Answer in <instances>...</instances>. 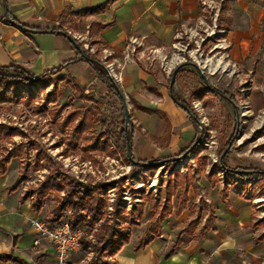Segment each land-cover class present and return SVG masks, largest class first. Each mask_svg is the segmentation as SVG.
Returning <instances> with one entry per match:
<instances>
[{
    "label": "rangeland",
    "instance_id": "obj_1",
    "mask_svg": "<svg viewBox=\"0 0 264 264\" xmlns=\"http://www.w3.org/2000/svg\"><path fill=\"white\" fill-rule=\"evenodd\" d=\"M213 11H201L200 21L177 29L164 61L155 59L147 68L155 77L152 92L140 87L137 97L122 93L121 105L92 82L86 66L45 76L50 84L43 90L11 88L17 101L0 104V126L7 130L0 129V159L11 156L0 186L21 176L16 194L39 207L32 217L41 221L50 220L76 185L96 188L100 213L84 229L91 245L103 238L104 226L128 233L134 244L150 225L156 237L172 244L189 242L212 228L215 206L230 197L253 210L251 228L264 244V20L250 25L248 34L231 35L217 29L222 25ZM244 23L237 21L238 30ZM92 40L85 35L79 42L103 66L105 54ZM82 112L90 126L72 140ZM59 217L72 220L68 210ZM74 217L88 222L83 212ZM93 256L91 249L79 251L69 264H85ZM236 257V264H264V253L256 263L246 253Z\"/></svg>",
    "mask_w": 264,
    "mask_h": 264
},
{
    "label": "crops",
    "instance_id": "obj_2",
    "mask_svg": "<svg viewBox=\"0 0 264 264\" xmlns=\"http://www.w3.org/2000/svg\"><path fill=\"white\" fill-rule=\"evenodd\" d=\"M216 1L0 0V66L18 65L33 76L65 63L61 71L86 66L92 82H98L90 66L77 56L75 44L90 51L79 42L88 35L105 54L106 63L101 66L121 96L137 97L138 91H144L140 87L149 92L154 88V73L147 68L154 67L155 59L164 61V52L177 29L200 21L201 11L214 10L215 21L222 25L217 29L231 35L248 34L250 25L264 20V0H219V7L214 5ZM102 5L100 12L77 15ZM9 20L22 29L9 24ZM238 20L245 22L244 29L238 30ZM261 34L263 39L264 26ZM131 40L136 43L130 44ZM164 67L170 69L168 63ZM156 94L162 92L157 90ZM12 184L0 186V256H5L0 264H53V249L48 242L41 240L33 247L28 219L38 213L27 199L16 194L17 189L9 191ZM227 201L215 206L212 228L189 242L176 245L158 236L143 248L134 249L129 239L112 259L115 264H236V254L246 253L251 263L258 262L264 244L255 235L256 227L251 228L253 210L239 200L229 197ZM255 241L260 243L254 246Z\"/></svg>",
    "mask_w": 264,
    "mask_h": 264
},
{
    "label": "trees",
    "instance_id": "obj_3",
    "mask_svg": "<svg viewBox=\"0 0 264 264\" xmlns=\"http://www.w3.org/2000/svg\"><path fill=\"white\" fill-rule=\"evenodd\" d=\"M104 8V5L96 7L94 9H87L83 10L77 13V15H87V14H94L97 12L102 11ZM11 25L16 26L19 29H22L20 26H17L12 20H9L8 22ZM76 48L78 50L77 56L78 59L84 60L91 68L93 72L94 78L98 80V82L105 86L106 90L110 92L116 99V101L121 105L122 103V96L119 93L116 85L114 82L106 75L103 67L98 62L97 58L94 55L88 54L85 50H83L79 45H76ZM66 64V63H65ZM65 64H62L61 66H58L52 70H49L39 76H33L32 74L28 73L25 69L18 65H10L7 67H1L0 66V104L5 103H15L17 101V96L11 91V88L14 86H34L36 85L39 90L45 89L50 83L47 80H44L45 76L49 74H56L59 72ZM9 69H15L14 73L9 74L7 72ZM178 70L174 69L172 71V74L177 73ZM33 93L32 95H34ZM30 95H27V97H24V103H26L30 97ZM169 96L173 103L179 107L180 109H183V107L179 104L177 99L174 97V95L169 92ZM80 98V97H79ZM84 100H87L83 96L81 97ZM185 112V111H184ZM78 113L74 112L73 115ZM72 117V116H69ZM69 119V118H68ZM99 124H103L102 118H98ZM77 126L76 130L74 131V135L72 140H75L78 137L79 133H82L85 126H90V121L87 118V113L82 112L78 117V122L75 125ZM4 129L6 133L7 130L0 126V129ZM122 140L125 143V146L130 147V137L129 135L125 134L122 136ZM70 145L74 147L76 145L75 141H71ZM126 157V156H125ZM11 156L4 157L0 159V176L4 175L6 172V166L8 165L10 161ZM133 163V162H132ZM144 165V166H143ZM138 166L146 167L145 164L138 163ZM22 183L21 176L14 181V183L11 185L9 191H15L19 185ZM76 185L74 189L70 191V193L60 201L58 204V207L52 212V216L50 220L44 221V223L47 226H52L54 224H59V214L62 213L64 210H68L72 215V220L69 221V225L71 229H88L91 227L92 223L96 220L100 213V203L96 198V188H85L82 186ZM106 187V186H103ZM46 187L42 188V191H45ZM43 192H41L42 194ZM22 200H26V197H22ZM168 201V200H167ZM32 209L35 213H38L39 207L33 206ZM78 212H83L88 217V222L86 224L83 223L81 220H76L74 215H76ZM137 218H141L142 212L141 209L135 210ZM163 216V214H162ZM165 218V216H164ZM164 218L159 219V224L163 221ZM154 225H150V227L145 231L143 236L137 240V242L134 244V249H140L146 246L149 242L152 241L154 237H156V234L154 233ZM158 225L156 226L157 229ZM159 228V227H158ZM129 240V234L123 233L119 231H115V228L112 226H104V232H103V238L99 240L96 244H90L88 236H84L80 239V249L79 251L85 252L87 249H91L92 254L94 255L90 260L85 264H115L114 260L112 259L114 255L119 251V249L128 242ZM5 259V256H0V260Z\"/></svg>",
    "mask_w": 264,
    "mask_h": 264
},
{
    "label": "built area",
    "instance_id": "obj_4",
    "mask_svg": "<svg viewBox=\"0 0 264 264\" xmlns=\"http://www.w3.org/2000/svg\"><path fill=\"white\" fill-rule=\"evenodd\" d=\"M131 40L130 44H135ZM28 224L33 232V247L37 246L41 240L48 242L53 249V264H69L70 256L80 249V239L87 236L83 229H71L66 221H60L59 224L47 226L44 221L30 217Z\"/></svg>",
    "mask_w": 264,
    "mask_h": 264
},
{
    "label": "water",
    "instance_id": "obj_5",
    "mask_svg": "<svg viewBox=\"0 0 264 264\" xmlns=\"http://www.w3.org/2000/svg\"><path fill=\"white\" fill-rule=\"evenodd\" d=\"M202 79H203V77H202ZM170 84H172V79L170 80ZM122 109H123V111H125V108H124V105L123 104H122ZM124 116H125V119H126L125 113H124ZM126 150H127V146H126ZM126 154L128 156V152L127 151H126Z\"/></svg>",
    "mask_w": 264,
    "mask_h": 264
}]
</instances>
